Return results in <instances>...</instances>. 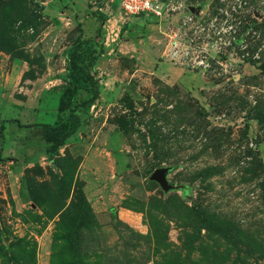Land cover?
<instances>
[{
	"label": "rangeland",
	"instance_id": "obj_1",
	"mask_svg": "<svg viewBox=\"0 0 264 264\" xmlns=\"http://www.w3.org/2000/svg\"><path fill=\"white\" fill-rule=\"evenodd\" d=\"M191 7L0 0V264H264V0ZM78 40L99 97L55 148Z\"/></svg>",
	"mask_w": 264,
	"mask_h": 264
},
{
	"label": "trees",
	"instance_id": "obj_2",
	"mask_svg": "<svg viewBox=\"0 0 264 264\" xmlns=\"http://www.w3.org/2000/svg\"><path fill=\"white\" fill-rule=\"evenodd\" d=\"M84 46L86 47L84 48ZM90 50L91 43L82 40H78L68 50V71L66 76L63 78L66 87L58 100L57 106L59 114L69 111L68 122L63 124L59 131L51 125L43 126L45 139L55 148L63 145V143L74 135L80 127V120L76 114V110L78 108L83 109L93 105L99 97L98 84L94 82L89 69L79 61V56L89 53ZM102 54L103 51L100 49L99 53L91 58L88 66L92 68ZM81 91L90 93L91 96L81 103H75L76 96ZM119 130L121 132H125L123 125L119 127Z\"/></svg>",
	"mask_w": 264,
	"mask_h": 264
},
{
	"label": "built area",
	"instance_id": "obj_3",
	"mask_svg": "<svg viewBox=\"0 0 264 264\" xmlns=\"http://www.w3.org/2000/svg\"><path fill=\"white\" fill-rule=\"evenodd\" d=\"M195 0H90L94 11L103 12L107 7L119 3L121 13L128 17H151L162 19L181 13H191V6ZM191 19V15L184 17ZM189 21V20H188ZM171 59H177V52L170 54ZM197 66L203 62L196 63Z\"/></svg>",
	"mask_w": 264,
	"mask_h": 264
},
{
	"label": "water",
	"instance_id": "obj_4",
	"mask_svg": "<svg viewBox=\"0 0 264 264\" xmlns=\"http://www.w3.org/2000/svg\"><path fill=\"white\" fill-rule=\"evenodd\" d=\"M174 169L171 167L157 168L150 175V180L157 183L164 191L176 190L179 187H175L173 184L168 183L166 177Z\"/></svg>",
	"mask_w": 264,
	"mask_h": 264
},
{
	"label": "crops",
	"instance_id": "obj_5",
	"mask_svg": "<svg viewBox=\"0 0 264 264\" xmlns=\"http://www.w3.org/2000/svg\"><path fill=\"white\" fill-rule=\"evenodd\" d=\"M161 63H163V62H161ZM172 67L170 68V69H167V70H162V69H159V70H157V71H159L160 73L162 72V73H168V74H165L164 76L165 77H168V76H170V75H175L176 77L178 76V78H184L185 76H186V78H185V80L184 81H186L187 83H191V82H193L192 81V75H191V73L188 71V70H185L184 68H182V66L180 67H177V66H173L172 64H170ZM171 73H170V72ZM156 74H157V72H155Z\"/></svg>",
	"mask_w": 264,
	"mask_h": 264
}]
</instances>
